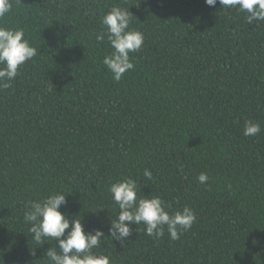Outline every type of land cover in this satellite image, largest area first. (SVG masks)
Returning a JSON list of instances; mask_svg holds the SVG:
<instances>
[{"label":"trees","instance_id":"trees-1","mask_svg":"<svg viewBox=\"0 0 264 264\" xmlns=\"http://www.w3.org/2000/svg\"><path fill=\"white\" fill-rule=\"evenodd\" d=\"M10 3L0 26L22 29L37 55L0 90V264L59 252L24 221L29 201L54 192L69 219L103 230L93 252L110 264H264V21L204 0ZM114 6L144 35L118 82L102 63L107 37L96 40ZM247 120L258 135H243ZM128 178L138 197L190 207L191 228L176 240L143 224L121 243L108 237L119 211L108 186Z\"/></svg>","mask_w":264,"mask_h":264},{"label":"clouds","instance_id":"clouds-1","mask_svg":"<svg viewBox=\"0 0 264 264\" xmlns=\"http://www.w3.org/2000/svg\"><path fill=\"white\" fill-rule=\"evenodd\" d=\"M217 2L223 8H233L245 14L248 24L264 21V0H204L212 7ZM11 7L10 0H0V18L9 13ZM131 15L128 8L112 7L101 17V25L106 31L96 34L98 42L107 37L112 48L102 63L117 82L127 71L134 69L129 53L141 50L144 43L143 33L130 27ZM36 55L37 49L24 38L22 29L0 26V90L10 88L19 74L18 69ZM260 132L258 122L245 121L244 136H256ZM143 174L148 180L153 179L150 170L144 169ZM197 179L206 184L208 176L200 173ZM108 191L119 210L116 218L110 221L108 237L120 243L132 235L133 224L137 225V231L138 226L143 224L144 234L154 240L161 239L165 229L170 239L176 240L191 228L196 219L194 211L188 206L172 210L159 196L138 197L137 183L132 178L110 184ZM65 194L54 192L42 200L29 201L24 214V221L30 224L29 231L38 246L47 240L56 241L59 252L56 248L47 250L48 264H110L108 256L93 252L102 245L105 237L103 230L96 228L86 232L80 218L69 219L66 213L60 211L61 206L68 203Z\"/></svg>","mask_w":264,"mask_h":264}]
</instances>
